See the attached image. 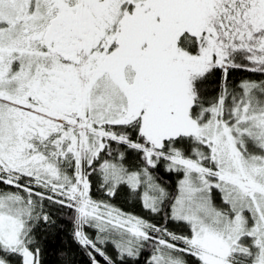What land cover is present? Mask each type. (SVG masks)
Segmentation results:
<instances>
[{
    "label": "snow or ice",
    "instance_id": "6c2138e0",
    "mask_svg": "<svg viewBox=\"0 0 264 264\" xmlns=\"http://www.w3.org/2000/svg\"><path fill=\"white\" fill-rule=\"evenodd\" d=\"M56 240L264 264V0H0V264Z\"/></svg>",
    "mask_w": 264,
    "mask_h": 264
},
{
    "label": "trees",
    "instance_id": "16d2710c",
    "mask_svg": "<svg viewBox=\"0 0 264 264\" xmlns=\"http://www.w3.org/2000/svg\"><path fill=\"white\" fill-rule=\"evenodd\" d=\"M240 75H243V74L242 73L237 74V76H240ZM93 195H94V198H96V199H103L104 198L101 195V193L96 192L95 190L93 192ZM113 203H115L117 206L123 208L125 211L136 213V214L146 215V213L143 212V210L141 209L140 205L137 202L130 201L123 194L118 199L113 201ZM53 243L55 246L49 247L48 251L46 253V256H45L46 264H57V259H58L57 251H58V248L63 246L62 240H56ZM77 259L80 262V264H87V258L85 256L78 255Z\"/></svg>",
    "mask_w": 264,
    "mask_h": 264
}]
</instances>
